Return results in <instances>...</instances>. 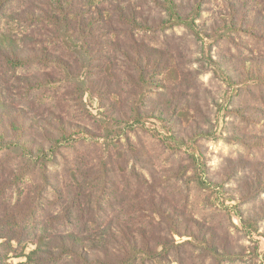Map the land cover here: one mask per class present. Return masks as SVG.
I'll use <instances>...</instances> for the list:
<instances>
[{"label": "rangeland", "instance_id": "obj_1", "mask_svg": "<svg viewBox=\"0 0 264 264\" xmlns=\"http://www.w3.org/2000/svg\"><path fill=\"white\" fill-rule=\"evenodd\" d=\"M168 1L0 0V264H264V0Z\"/></svg>", "mask_w": 264, "mask_h": 264}, {"label": "trees", "instance_id": "obj_2", "mask_svg": "<svg viewBox=\"0 0 264 264\" xmlns=\"http://www.w3.org/2000/svg\"><path fill=\"white\" fill-rule=\"evenodd\" d=\"M168 2L170 4L171 11L172 12H176L177 17H179L181 19L182 14L180 12H184L185 11V7L184 6H182V8L180 7V5H182V3H178L177 0H169ZM199 7H200V3H197L195 5V9L193 11L199 10ZM100 12L101 11L94 12V14L98 18V20H100L101 22H103L104 25H105V30L106 31L105 32H102V36L108 35L110 33H113L114 32L113 29L112 30H109L108 29V27L111 28V24L109 23V21H107L106 19L102 18V14ZM131 12H134V11H131ZM59 14H60L59 18L53 20L55 24H59L64 29L69 30V32H74L75 30L78 31V29L73 25V21L68 18L67 12H59ZM133 21L135 23H139L138 20L135 19V18L132 20V22ZM82 28H83V25H80L79 26V29L82 30ZM90 29H95V27L93 28V25H91L88 22V23H86L84 25V29L82 31H80V32L78 31V32L80 33V35H82V34L84 35ZM151 50L155 52V50H153V48ZM158 51L160 53H163V54H168V52H164V50H162V49H160ZM57 57H58L59 61H63V59L60 56H57ZM132 62L135 65V69L137 71L136 72V79H137L136 84L138 86L140 85V87H144L145 85H147V87H148L152 83V81H151V78H153L152 72L148 71L144 66L139 65L135 61H132ZM140 115L141 114H137L136 115V119L137 120L140 119ZM70 126H73V125L70 124ZM84 129L87 131L85 133H89L90 132V130H88L87 128L84 127ZM58 130H59V134H58L59 139H64L65 140V143H68L69 142L67 140H69L71 137H73V135L75 134L74 132L76 131L75 129H73L71 127H67V126L61 127L60 129L58 128ZM82 131L84 132V130H82ZM17 136H18V134H17ZM179 137H182V136H179ZM19 144L21 146H23L24 149H26L25 144H21L20 142H19ZM59 148H60L59 147V144L58 143H54V147L51 148V151H53V152L55 150L58 151ZM54 154H55V152H54ZM156 209H157L156 210L157 213H159L160 216H168V217H165L168 220L167 221V224L169 225L168 230L171 229V228H173L176 233H179L178 232L179 223L177 222V219H176V215L174 213V210H172L169 207H165L164 205H159L158 208H156ZM58 238H60V239H57L56 238L57 243H53V247H57V249L61 250V252L62 251H65V252H62V253H69V254H74V255H81V256H85V257H88L89 256L88 253H86L84 250H82V247H80V243L81 242L83 243V241L80 240V238L78 236H76L74 233L67 234V235H63V236H59ZM163 245H166V244L163 243Z\"/></svg>", "mask_w": 264, "mask_h": 264}]
</instances>
